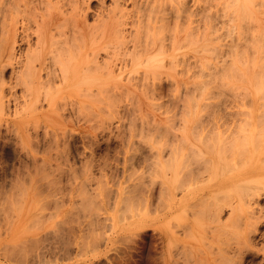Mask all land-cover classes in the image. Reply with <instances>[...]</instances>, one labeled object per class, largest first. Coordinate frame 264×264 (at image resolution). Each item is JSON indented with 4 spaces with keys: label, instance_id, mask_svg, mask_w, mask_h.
Returning a JSON list of instances; mask_svg holds the SVG:
<instances>
[{
    "label": "rangeland",
    "instance_id": "1",
    "mask_svg": "<svg viewBox=\"0 0 264 264\" xmlns=\"http://www.w3.org/2000/svg\"><path fill=\"white\" fill-rule=\"evenodd\" d=\"M169 1H170V3H168L167 1L164 0V3H163V1L158 2V0H157L156 4L158 5V3H160L158 5V7L159 6L161 7V5L165 7V5L166 6L168 5V8L165 7V10H168L171 7H172V9H173V7L175 9L176 7L181 5V4H177L178 0L177 1L175 0L176 3H175V1L172 0L174 3V6H172L173 5L172 1L171 0H169ZM180 1L182 3L184 0L183 1L180 0ZM184 2H183L184 7H182V8L180 7V9L182 11L180 10L181 13L179 14V16H177V14L175 13V10H172V12H171L170 11L171 9H170V10H168V12L170 11L168 14L170 17L166 14V13H168L167 11H166V13H164L165 15H163L165 18L163 20V22L166 21L168 18L166 23L164 22L165 23L164 26L162 25L163 23L160 21H158L159 23L157 22L159 24V26L156 23V25L158 26L157 29H159L162 26L163 27H162V30H159V32H157V29H155V31L153 33H156V32L157 33L155 35H153V34L152 35L155 36V37H153V39L155 38V44L157 41H158L157 44H159V41H161L160 44L162 43L161 44L162 48L160 46V49H161L160 50V49H158L159 47H157L159 45L156 44V46H155V44H154L153 52L150 54L152 57H153V55H156V54L160 55V56H158V55L154 56L150 60L151 64L148 63L150 66H153V69L151 71H149V73L147 74L148 76L149 75L152 76V78H151L152 80L149 78L145 80V78H144L145 72H144L143 64H140L134 68H132V67L131 68L130 67L120 68V65H121L120 61L114 59L117 57H121V55L124 53V51L127 52V50L131 49L135 43H137V45H136V47H137L143 41L141 44H143L142 46H145L146 42L149 43V39H147V38L152 39L151 36L145 37L144 36L145 34H144V35H142L144 37H142V38L140 37L141 39L133 38V40H132V39H130V37L128 35V37L125 38L124 42H122V43L115 41V40H112L109 42V45H110L109 50H111L110 52H112L111 53L112 54V57H111L112 62L118 61V63L115 62V65H114V69H115L116 73L113 76H108L106 78L105 84L108 87L107 90L104 89V91L102 90V92L99 91L98 94L95 91H93L94 93L91 92L94 94L93 96H90V95L87 96L89 93L84 94L85 92L79 91L80 89H78V90L74 89V91L70 90L69 92H65V94H61L58 96V99H57L58 102L56 101V103H58V108L55 106L57 109L56 108L48 109L47 105L44 104L42 108L45 111V114L40 113V111L38 110L39 112L37 111L38 113L28 120L20 121V119L22 117H25V116L30 114L29 110L26 111L25 108L23 109V107L21 106V103L14 104V103L10 102L9 107H6L7 109L4 110L5 112L0 113V123H1L0 124V264H194V263L195 264H205L206 262H207L206 264H223V263L224 264H228V263L229 264H235V263H237V264H264V242H263L264 240H261L257 236H254L250 233V236H251V237H249L250 242L248 241L249 243L247 242L245 244V246L243 245L244 244L243 242H241L243 244H241L240 242H239L240 244H237V243L233 244L234 242H236V240H237L236 238L239 237V236H237L238 232L241 231L240 233H242L244 230L243 225L239 226L241 224L239 222L240 220L238 222H236V224L240 223L238 226L235 224L236 227L234 226V220L231 221V223L228 222L226 226L224 225V227H223V225L222 226L219 225L220 231L222 230V232H220L218 229L219 227L215 226L214 222H211L209 219H207V217H209L208 214L210 213V212L208 213V210L210 211V209L212 208L211 206H213L211 204H213L214 202L218 203L219 202L218 198L221 196H224L226 194V192L224 191L225 194H221L222 192L220 191L221 192V193L219 192L220 194H218V195L216 194V197H217L216 199L214 198L215 193L212 195L206 196V197L204 195L205 199L207 198V200L204 199L203 194H202V191H204V189H207L208 187L215 186L225 176V175H222L221 171H224L226 169L225 166L227 167V164L226 165L224 164V162H226L224 160L225 159L224 156H226L225 155L226 153L229 154L228 152L224 153L222 151L223 156L221 154L220 157H217L215 159V161L212 162V164H213L212 167L210 165L211 164L210 159L214 155L213 152L215 151V150L212 151L211 149L214 146L216 149H217V147H220V145H219L220 142L218 140H219V138L222 139V137H223L222 135L220 137V134H218V133H222V131L219 132V130L223 129L224 127L220 126V128L219 127L217 128L216 126H217L218 122L222 121V122H224L223 124H226V126L228 125L227 127L225 125L224 126L229 131V129H232L230 125H232L233 129L235 127L234 126L235 124L234 125L232 124L233 119H235L232 111H234L235 109H243L245 107L247 109L251 108V110H252L253 104H254V109H253L254 114L253 115H254L255 119L257 118L256 115L257 114L259 115V113H261L259 111H263V109H264L263 106H259V105H262V103H263L262 101H264V98H263V100H261V102H262L261 103L260 99H259L260 95L257 98L255 96L250 95V98H249V95L246 94L248 97L244 96V98L245 99H247V98L251 99L250 100L251 102L248 99L246 102V100H244V98H242V97L239 98L240 94L242 96V94L245 92L240 90V89L238 90V88L233 85L234 88L235 87L237 88L236 92H235L233 87L231 89L234 90L236 95H237V93L240 92V94L237 95V98H239V99H237V98L235 99V102H236V104H235L233 97L235 98L236 96L232 95V94H234V92L232 90H230V87L232 85L230 87L228 85H230L231 83H234L236 85L237 83H236L235 79L234 80L232 79V77L230 76L231 74H228L229 75V80H228V76H227V74H225V72L226 73L229 72L228 71L229 67H227V68L225 67L228 70L223 71L224 67L221 66V65H223L221 59L223 60L226 56L227 57L225 58V60L227 59L226 61H228L230 59V62L229 61L228 62L231 63L232 55H233V47L237 43L234 41H238V39H237L238 35H236L235 33L241 27V30H240L241 32H239L237 34L241 33L243 35L244 34L247 35V31L245 29V27L247 25L245 24L246 22H243V24H245L246 26L244 25V26L238 27L239 25H243V24L239 23L240 20L237 21V19H235V17H234L235 21L233 20L234 15L232 16V13L229 12V11H231L230 7H229V9L226 7V9L222 10V12H221L220 8H222V4L224 3V1H222V0H207V1L206 0H203V1L202 0H192V1L191 0H185ZM191 2H193V4ZM196 2H199L200 5L202 6V9L198 12H196V10H194V3H196ZM205 2L207 5L205 4ZM207 2H211L213 5L215 4V6L213 7V5L211 3H207ZM221 2H223V3H221ZM228 2H229V0H228ZM208 4L211 7H209ZM229 4H231V1ZM96 5H97V3L95 1L91 2V7L93 6L92 9L96 8L97 7ZM187 5H188V7L190 6L191 11L194 10V11H192V13L195 14V12H196L195 16H194V14H192L190 12L189 13L185 12L186 9H187V11H189L188 10L189 8L188 7L186 8ZM225 6H226V1H225ZM225 6H223V8H225ZM183 9H185V10L183 11ZM212 9L213 10L215 9V11H213ZM217 9L219 10V12H217L218 11ZM226 10L227 11L229 10V11L227 12ZM223 11L227 12L226 16H225V13ZM173 13L176 14V16L173 17V19H172L171 16L172 15L174 16ZM197 13H199V14H197ZM211 13H212V15H211ZM220 13H222V16H220L221 15ZM229 15L232 17H230ZM213 16H215V17H213ZM228 16H229V18H227ZM203 17H206L205 19L207 21L205 19H203ZM211 17H212V19H211ZM230 18H232L231 22L226 23V21H228V19L230 21ZM195 19H197L199 22ZM203 20H205V21H203ZM220 20H223L224 22L223 21L220 22ZM178 22H180L181 26L183 24V26H182L183 28L178 24ZM222 22L225 24H229V25L232 24V25H230V27L234 26L233 23L234 24L236 23L235 24L236 26L232 27V28L236 29V30L234 29V32L236 31L234 33L236 35V37L234 36V34L233 35L229 34L230 32L227 34V32H226L228 29V28L226 29L227 25H225V24L222 25L221 24ZM160 23H162L161 26H160ZM211 23H212V25L209 26ZM166 24H167V26H166ZM205 24H206V26L205 27L203 26L204 27L203 28L202 25H205ZM219 26H221V28H219ZM224 26H225V28H222ZM166 27H167V29H166ZM210 27L212 30H209ZM216 27H218V28H216ZM230 27H229V30H232V29H230ZM179 28L180 29L182 28V29L180 30ZM189 28H190V30H189ZM242 28H244L246 32H242L243 31ZM247 28H248V26H247ZM219 29L221 32L220 31H219L220 33L216 32ZM188 30L190 31L189 33H188ZM211 32L213 34H211ZM249 32L250 31L248 30V33ZM163 33H165V34H163ZM161 34H162V37H161ZM187 34H189V35L186 36ZM210 34H211L210 39H214V41L208 39L210 37ZM195 35L198 38V40L200 39L197 42H195V40L197 39L195 37ZM166 36L169 38H167ZM248 36H249V34H248ZM160 37H161V39H159ZM163 37L164 38L166 37L165 40ZM234 37H235V39H234ZM185 38H186V40H183ZM187 38H189V40ZM143 39L144 40L146 39V40L144 41ZM166 39H168V40L166 41ZM172 39H174V40H172ZM223 39L225 40V42L229 41V43H225ZM134 40H136V41H134ZM138 40H142V41H138ZM175 40H176V42H175ZM132 41H134V42H132ZM172 41H174V42L172 43ZM188 41H190V42H188ZM217 41L219 44H217ZM184 43H187L189 45L185 44L186 45V47H185ZM209 43H210V46L211 45L214 46V50H215L214 52H212L213 48L211 49V47L209 46ZM233 43H235V44H233ZM163 44H164V46H163ZM203 44H204V47L207 46V48L206 47L203 48L202 47ZM205 44H207V45H205ZM175 45H177V46L179 45V46L177 47ZM220 45L221 46L223 45L222 46L223 49ZM25 47H26V44L24 43L22 45V48L24 49ZM167 47L169 48V50ZM137 48L139 49V46ZM201 48L203 49L202 51H200ZM227 48L228 49L230 48V50H228ZM242 48H244V46ZM162 49H163V51H162ZM171 49H172V51H171ZM194 49L196 51L198 49V51L195 53ZM207 50H209V51L207 52ZM228 51H230V53ZM201 52H204V53H201ZM209 52L210 53L212 52V54H209ZM183 54L185 55L184 57H183ZM201 55H202V58H201ZM210 55H212V56H210ZM126 56H128V55H126ZM203 57L205 58V60ZM164 60H165V62H164ZM169 60H170L171 65L168 63ZM175 60H176V62H175ZM198 60L199 61L202 60V61L199 62ZM215 60H216V62H215ZM225 60H223V63ZM188 61H189V63H188ZM219 61H221V62H219ZM161 62H163L162 63L163 66L161 64H159ZM228 62H227V65L229 64ZM210 63H212V64H210ZM188 64H191V65H188ZM160 65L164 68H159ZM194 65H196V66H194ZM227 65L225 64L224 66H227ZM229 65H231V64H229ZM232 66H233V64L231 65V68H232ZM170 67H172V68H170ZM173 67H175V69H173ZM197 68H199V69H197ZM117 69L119 70V72ZM171 69H173L176 72H173V70L171 71ZM206 69H208V70H206ZM221 69H223V70H221ZM230 70L232 71V69H230ZM142 73H143V75H142ZM152 73H153V75H152ZM165 73L168 75H166ZM223 73H224V75H226L225 76L226 80L225 79L223 80L224 83H225V81L227 82V80L229 81L227 83L228 85L226 84L228 87L226 85L223 86V84H221V83H223L222 79H221V81H219L218 79H220V78H217V77H223L224 78ZM231 73L233 76L234 72H231ZM201 74H202V76H201ZM210 74H212L213 78H212V76H210ZM215 74L216 75L218 74V76H216ZM155 75H156V78H158V79L155 78ZM176 75H178V76H176ZM205 77H207V78H205ZM235 78H236V76H235ZM230 79L233 81H231ZM3 80H5V81L7 80L6 84H8L9 75H8L7 71L3 75ZM147 80H148V83L150 85L149 88H147L146 90L143 88L141 89L140 87H142V85H140V84H142V83L144 84L145 82L147 83ZM154 80H155V82H154ZM162 80H163V82H162ZM197 80H199V81H197ZM201 81H202V83H199ZM132 82L138 83V84L136 83L139 86V88L137 87V90L132 85H129V84H132ZM140 82H142V83H140ZM205 82H207V86L205 85L206 84ZM181 83H182V85H181ZM216 85L217 86L219 85V86L217 87ZM214 86H216V87H214ZM209 87L210 88L214 87L213 88L214 90L213 89H212L213 91L210 90ZM6 88L7 87H5L4 92L7 93V94L5 93L6 95H8L9 89L8 88L6 89ZM122 88L125 89V91H123ZM196 89H198L197 90L198 93L195 91ZM201 89L203 90V92L201 91ZM12 91H15L17 94H19L20 90L18 91V87H16V89H13ZM108 91H111V92H108ZM136 91H137V93H136ZM187 91L190 93H188ZM223 91H225V92H223ZM217 92H219V93L217 94ZM221 92H223L224 94L223 93L221 94ZM111 93L113 96L111 95ZM115 93H116V98L114 96ZM133 93H135V94H133ZM209 93H211V96ZM208 94L210 97L208 96ZM66 95H68V96H66ZM175 95H178L180 98L176 97ZM181 95H183V96H181ZM218 95L220 98L217 97ZM61 96H63V99H64L63 101L61 99L62 98ZM198 96H200L199 99L196 98ZM181 98H182V100H180ZM59 99L61 101H59ZM101 99H103V100H101ZM170 99H171V101H170ZM176 99L178 102L176 101ZM189 99L193 100L194 102L192 103V101H190ZM252 99H255L253 101V104H252ZM223 100H225V101H223ZM81 101L85 104H83ZM206 101H208V102H206ZM217 101H219V103ZM242 101L250 107H246L245 104L242 106V104H241V103H243ZM149 102L151 103L150 105H149ZM165 102L167 103L168 108L165 106L166 105ZM223 102H224V104H223ZM237 102H239L238 104L239 105L241 104V105L238 106ZM256 102H257L258 106L256 105ZM62 103H65V105ZM86 103H87V105H86ZM93 103H95V104H93ZM152 103H154V104H152ZM207 104H210V105H207ZM219 104H220V106H219ZM233 104H235V105L233 106ZM15 105H17V106H15ZM81 105H82V107L84 106L83 107L84 109L82 107H80ZM53 106L54 105H52L51 107H53ZM85 106L87 109H85ZM149 106L150 107L152 106V107L150 108ZM232 106H233V108H232ZM235 106H238V108ZM192 107H193V109H192ZM239 107H241V108H239ZM255 107H258V108H255ZM14 109H15V111H14ZM164 109H166V110H164ZM216 109L219 110L220 112H218ZM16 110H18V112H16ZM49 110H50V112L48 113L47 111H49ZM162 110H164L165 112L164 111L162 112ZM51 111H55L58 113L53 114V112H51ZM143 111L145 114L143 113ZM153 111H154V113H153ZM77 112H78V114L75 115ZM80 112H82V113H80ZM215 112H217V113H215ZM198 113H200V114H198ZM40 114L42 116H45V118L43 117L44 118L43 119ZM89 114L91 115L90 117H89ZM262 114H264V112ZM78 115H80V116H78ZM109 115H111V116L107 121V118ZM166 115L167 116L169 115V118ZM223 115H224V117H223ZM46 116H49V117L52 116L53 118L47 119ZM133 116H137V118H134ZM219 116L221 117L222 120L221 119L217 120V118H220ZM129 117H131V119ZM149 117L151 118V120ZM15 118H19V121L13 120ZM81 118H82V120H81ZM89 118H90V120H89ZM166 118H167V120L165 121ZM63 119H64V121H63ZM99 119L102 120V122H103V125L101 124L102 126H104L103 128L99 124V121H100ZM185 119H186L187 123L194 124V125L198 126V129L200 128L201 125L203 127L205 126L203 131L201 128L199 129L202 131V132L199 131L200 133L198 132V138L199 139H197V135H196L198 129H197V131H194V132H196V134L194 133L195 134L194 136H196V137H194L193 135L191 137V135H189V141H191V142L188 143V152H190L189 149L190 150L193 149V151H192L193 154H192V152L188 153L187 151H185V152H187L186 153L187 155L185 154L186 158H187V160H185V162H187V163H185L183 161V159L181 158L182 159L181 160L182 166L185 165L186 168L188 167L190 172H191V169L192 170L194 169V171L199 172L200 175L197 172H195L196 174H198V176L196 175L197 176V178H196L195 173H194V176L193 175L190 176V173L188 172V174L185 177V179L187 181L185 183H186V185L188 183V185L187 186H184V184L182 185V187L184 186V188H185L184 193H185L186 198L183 199L184 201H182L183 203L181 204V207L178 206V208L180 207L179 209L173 210V208L171 209V207H172L171 204H173L172 203L173 200H172L171 192H170V188H169L170 184H168L170 182V181H168V179L170 180V170H171L170 165H172L171 156H170V141L171 140L169 139V135H170L169 130H172V129L177 128L178 126L182 125L183 121ZM71 120L73 121V124H72ZM128 120H129V122H128ZM212 120H213L214 124L216 123V125H214L216 128L214 126H212L213 124L211 125V127H209ZM261 120L263 121V118ZM48 121H51V122L48 123ZM91 121L93 122V124ZM132 121H134L133 124H132ZM150 121H151V125H150ZM152 121H153V126H152ZM181 121H182V124H181ZM200 121H202V122H200ZM89 122L91 124H89ZM198 122H200V124ZM126 123L128 124V127L126 126L127 125ZM156 123H159V124L156 125ZM60 124L63 125V127ZM147 124H149L150 127ZM121 125H123V126H121ZM109 126H110V128H109ZM157 126H159V127H157ZM169 127H170V129H169ZM171 127H174V128L171 129ZM228 127H229V129H228ZM146 128H147V130H146ZM208 128H209V130L211 129V131L213 130V132H211V131H209L208 133L205 132V130L207 131ZM251 128H252V126H251ZM257 128L258 129L262 128L264 130V124L261 122L258 123L256 126H254L253 131H255ZM140 130H142V133L140 132ZM227 130H226L225 134L229 133ZM126 131H128V132H126ZM166 131H168V132H166ZM260 131H258V133H255L256 132L255 131L253 133V136H254V140L256 142L259 141L260 143H262L261 141L263 140V137L261 138L260 135L258 136V134H260L259 133ZM262 131H261V135L263 136L264 131L263 132ZM216 132L218 135L216 134ZM157 133L158 134L161 133L162 136L164 135L165 137H167V136L168 137L164 138V136H163V138H162L161 135L160 134L158 135ZM204 133L207 135H205L203 137ZM148 134H149V136H148ZM256 134L258 136L257 140L255 138ZM25 135H26V137H25ZM144 135H145V137H143ZM157 136L158 137L160 136L159 138H157L158 140L156 139ZM214 136L216 138L212 139V138H214ZM141 137H143V139H141ZM207 137H210V138H207ZM229 137H231V136H229ZM26 138L29 140L27 141ZM144 138H145V140H144ZM200 138H202V139L200 140ZM164 139H167V140L169 139L170 141L167 142V140L165 141ZM206 139L207 140L210 139L208 141L210 143L206 142L207 141ZM216 139H217V145L215 142ZM163 140H164V142H163ZM211 140L212 141L215 140V141H213L214 144ZM141 141H142V143H140ZM255 141L253 142V144L251 146L256 145ZM156 142L158 143V146L155 145ZM190 143H192V144H190ZM64 145H68V147L64 146ZM133 145H136V146H133ZM144 145H146V146H144ZM211 145H213V147H210ZM194 146L200 147V149L195 148ZM226 146H228V144L227 145L224 144V147H226ZM31 148L33 150H31ZM148 148H150V149H148ZM194 148L197 149L198 152H196L197 150H195ZM135 149H137V150H135ZM161 150H163V151H161ZM26 152H28V153H26ZM156 152L159 153L158 154L159 156H157ZM145 153H147V154H145ZM153 153L156 155H154ZM199 153H201V154H199ZM190 154H192L193 156ZM218 154H219V152H218ZM161 155L163 157L166 155V157L163 158ZM153 156H155V157H153ZM183 157H185V156H183ZM199 157H202V158L204 157V159H206V158L209 159V161L205 160V162H207V164H209L208 165L209 168L207 171H205L206 170L205 168H207L208 166L206 167V165H203L206 163L204 162V160L202 158H199ZM227 157H228V155H227ZM32 158H34V159H32ZM162 158L165 160H168V161L165 162V160H163ZM192 158H193V160L196 159V161H194V163L197 162L194 164V166H193ZM24 160H25V162H24ZM149 160H151L152 162ZM189 160H191V162ZM146 161H148V162H146ZM198 161L202 162V164L198 165L199 167L195 166L196 164L199 163ZM221 161H224V162L221 163ZM58 162H60V163H58ZM190 163H191L192 167H191ZM23 164H24V166H23ZM58 164L60 165V167H58ZM144 164H145V166H144ZM26 166H28V167L25 168ZM155 166H156V169H155ZM203 166H205V167H203ZM36 167L38 170L37 169L35 170ZM128 168H130V171L128 170ZM196 168H202V170H204L201 172L202 175L200 173L201 170L198 169V170H200V171H198V170H196ZM221 168H223V169L221 170ZM149 169H150V172L147 171ZM154 169L156 170V173L160 170V173H157L158 174L157 175L155 173ZM157 169H158V171H157ZM165 169H166V171H165ZM152 170H154V172ZM141 171H143V172H141ZM146 171H147V173L153 172V176H152V174L146 175ZM130 173H132V174L130 175ZM19 174H20V176H19ZM125 176H126V179H125ZM143 176H147V178L143 177ZM139 177H141V178L139 179ZM198 177H199V179H198ZM256 177H257V179H256ZM97 178H99V179H97ZM150 178L152 179V181L150 180ZM201 178H204V179H202V181H201ZM153 179H154V181H153ZM81 180H84V182H82ZM147 180L149 182H147ZM253 180H257L258 184H260L261 186L262 185L264 186V182H263L264 181V171H262V173L259 172L255 175H253L251 181H253ZM259 180H262V181H260L262 184L258 182ZM102 181H103V183H102ZM137 181H140L141 183L137 182ZM150 181L152 182V184ZM136 182L139 183L140 185L137 184ZM159 182H161V186L166 187L168 189L167 191L164 192L165 194H162V193L166 189H163V191L160 190L162 188L160 187ZM97 183H98V185H97ZM144 183L147 184V186L144 185ZM252 183H255V181H253ZM82 184H84V185H82ZM83 186L85 187L84 190H86V191H81V189L83 190ZM106 186H108L109 188ZM17 187H18V189H17ZM60 187H61L62 191H61V189L59 190ZM140 187H142V188H140ZM146 187H148V188L145 189ZM104 188H105V190H104ZM129 188H131V189H129ZM134 188L136 189V191ZM53 189H55V190H53ZM114 189H115V191H114ZM56 190H58V191H56ZM123 190H124V192H123ZM228 190L231 191V189H228ZM80 192H82L83 195L85 194L83 196L84 200L81 197L82 194ZM104 192H105V194H104ZM139 192H140V194H139ZM142 192L145 194H143ZM50 193H52V194H50ZM107 193H108V195H107ZM157 193H159L160 195L159 194L157 195ZM59 194L61 196L64 195V197H61ZM134 194H137V195H134ZM181 194L183 195V193L179 192L178 195L180 196ZM49 195L51 196V198H49L50 197ZM52 195H54V196H52ZM97 195L99 196V198ZM127 195L130 198H127L128 197ZM201 195H202V197H201ZM104 196L110 197V198H108L109 200L107 201V199H106L107 197H104ZM125 196H127V197H125ZM131 196H135V197L132 198ZM157 196L159 198H157ZM160 196L163 197L161 199H162V202H164L165 204L160 202V201H157L158 199H160ZM94 197H95V199H93ZM142 197H143V199H142ZM59 198H60V201H62L61 198H63V201L61 203L63 206H61V204H59L60 203ZM131 198H132V200H131ZM210 198H212V199H210ZM46 199L51 200V201L50 202L48 200L46 201ZM203 199L205 200L204 201L205 203L203 202ZM86 200H87V203H86ZM134 200H135V202H134ZM258 201L260 202V204L264 205V197L263 198L260 197V199H258ZM53 202L57 203L58 207L60 206L59 208H57L59 210L56 209L57 206H56V204H53ZM158 202H159V204H158ZM46 203L48 204V206ZM132 203L136 207H134ZM154 203H156V204H154ZM100 204H101V206H100ZM206 204H209V205H206ZM140 205H141V207H139ZM41 206H42V208H41ZM126 206L129 209H127ZM152 206H154V207H152ZM199 206H204V208L201 207L202 210L200 212L198 211V209L200 210V208H198ZM208 206H210V207H209V209L206 210V208H208ZM73 207L76 210H72ZM142 207H143V209H142ZM158 207H159V209H158ZM187 207H188V210H187ZM237 207L238 206H236L235 208H237ZM100 208H102V209H100ZM111 208H112V210H111ZM125 208H126V210H125ZM133 208H134V210L136 209L135 212H134ZM145 208H147V210H145ZM70 209L72 211H70ZM149 209H150V211H149ZM152 209H154V210H152ZM228 209L229 208H226L223 211V214H222L223 216L227 215V212H229ZM203 210L207 211L205 213V215L200 214L201 212L202 213L205 212V211L203 212ZM143 211H144V213H143ZM235 211H236V209H235ZM65 212H67V213H65ZM69 212H71V214H68ZM72 212H74V213H72ZM76 212H77V214H76ZM145 212H147V213H145ZM237 212H235V213L239 214V207L237 208ZM97 214H99V216ZM197 214H199V215H197ZM242 214L243 213H241L240 215H242ZM79 215L81 217L80 218L81 220L79 219ZM126 215H128L129 217ZM82 216H83V219H82ZM62 217H63V219H62ZM178 217H180L181 219H178ZM195 218L197 219V221ZM56 219L57 220L59 219L58 221L60 222L61 228H59V223L55 222V221H57ZM66 219H68V220H66ZM77 219H79V220L77 221ZM103 219H105V220H103ZM63 220H65V221H63ZM208 220H209V222H208ZM244 220L245 219L243 216V221L241 218L242 224L244 223ZM71 221H73V222H71ZM97 221H99V222H97ZM53 222H55V225L56 224L57 225L55 226ZM62 222H65V223H62ZM198 222H199V224H198ZM173 223L174 224L178 223L177 227H175V225ZM200 223H203V224L200 225ZM63 224H65V225H63ZM208 224H210V225L213 224L214 227L212 225L210 226ZM228 224H229V227H228ZM98 226H100V227H98ZM182 226H184V227H182ZM56 227L58 229L55 230ZM62 227H63V229H62ZM181 227L183 228L184 231L186 230L185 231L186 233L184 232L185 234L183 233V230ZM221 227H222V229H221ZM238 227H240V228L243 227V228L241 230L239 228V230H238ZM210 228H213V229H210ZM262 228H264V225L260 226V229H262ZM187 229H189V231H190L189 234H188ZM208 229L211 230L210 233H209ZM61 230L63 231V234H62ZM201 230H203V231H201ZM215 230H217V231H215ZM233 231H234V233H233ZM236 231H238V232H236ZM246 231H247V229H246ZM217 232L219 233V237L221 236L220 238L217 236L218 235ZM187 234L189 235L188 237H187ZM233 234L236 235V237ZM210 235H211L212 239L210 238ZM53 236H54V238L52 239ZM126 236H128V237H126ZM56 237H57V239H56ZM215 237L217 238L219 243L216 241ZM232 237H235V238H232ZM29 238H30V240H28ZM67 239H68V241H67ZM193 239L195 242L193 241ZM222 239H224L225 241H223ZM234 239H235V241H233ZM238 240H239V238H238ZM202 241L204 243H202ZM214 241L217 243H215ZM221 241H223V242H221ZM226 242H228L227 245L225 244ZM60 243H62L61 244L62 246L60 245ZM28 244H30V246L32 245V249H30L31 247H29ZM67 244H68V246H67ZM262 244H263V246H262ZM237 245H238V247H236ZM13 246H15V247H13ZM39 247H40V249H39ZM218 247L220 248V250L218 249ZM22 248H24V249L20 250ZM63 248H64V250H62ZM235 248H236V250H235ZM57 249H58V251H57ZM65 249H67V250H65ZM238 249H241V250H238ZM195 252H196V255H195ZM224 253L225 254L227 253L228 255L227 254L225 255ZM197 254H198V256H197ZM28 255H29V257H28ZM232 257H234L237 261L236 260L234 261V258H232ZM160 258H161V260H159ZM189 258H191L192 260ZM225 258H227V259H225ZM176 259H178V260H176ZM228 259H230L231 261ZM225 260H228V261H225ZM198 261H200V262H198Z\"/></svg>",
    "mask_w": 264,
    "mask_h": 264
},
{
    "label": "bare ground",
    "instance_id": "2",
    "mask_svg": "<svg viewBox=\"0 0 264 264\" xmlns=\"http://www.w3.org/2000/svg\"><path fill=\"white\" fill-rule=\"evenodd\" d=\"M96 2L97 3V7L92 9L91 7V2ZM156 1L157 0H0V113L1 112H5L4 110L7 109L6 107H9V103H21V106L23 107V109L25 108L26 111H30V114L25 116V117H22L20 119V121H23V120H28L30 118H32L33 116H35L39 111L40 113H44L45 114V111L43 110V105H47L48 109L50 108H58V103H56L57 99H58V96L61 95V94H65V92H69L70 90H73L76 89H80L79 91H83L85 92L84 94H87L89 93L87 96H93L94 92L95 91L97 94L99 91L102 92V90L104 91L108 89L107 85L105 84V81H106V78L108 76H113L116 71L114 69V65H115V62L118 63V61H120V68H124V67H137L138 65L140 64H143L144 66V72H145V80L146 79H151L152 76L151 75H147L149 73V71H151L153 69V66H150L148 63L151 64L150 60L151 58H153L154 56H160L159 54H156V55H153V57L150 55L152 52H153V48H154V44H155V38L153 39V35H155L157 32H159V30H162V27L164 26V24L166 23V21L163 22V20L165 19L163 15H165L164 13H166V11L168 12V10H170L172 12V10H175V13L177 14V16H179V14L181 13V9L180 7H184V4L183 1L181 3L180 0H176L177 1V4H181L179 5L178 7H176L174 9H172V7L168 10H165V7L168 8V5L165 7L161 5V7L158 5L160 3V1H163L164 3V0H158V5L156 4ZM167 1L168 3H170L169 0H165ZM172 1V0H171ZM175 1V0H173ZM172 1V6H174V3ZM175 1V3H176ZM180 1V2H179ZM192 1V0H191ZM203 1V0H202ZM207 1V0H206ZM224 1L221 2L223 3L222 4V8L221 9V12L222 10H225L226 7L229 9H231V11H229L230 13H232V16H233V20L235 21V19L240 20L239 23H242L243 22H246L245 24L248 26L243 24V25H239L238 27L240 26H246L245 29L247 31V35L246 34H237L239 32H241V27L238 29V31L235 33L234 32V29L235 28H232V27H235L236 23L234 24L233 22V25L234 26H231L232 24H225L223 23L224 21L223 20H220L223 21L221 24H225L227 25L226 26V29H227V34H231L233 35L234 33L236 35H238L237 39L238 41H234V42H237L236 45L233 47V55H232V60H231V63L230 62V59L228 61L225 60V57L223 60L224 63H223V60L221 59L222 61V64L221 65L222 67H224L223 71L225 70H228L229 72L225 74H227L228 76V80H229V75L228 74H231L230 76L232 77V79L236 81V85L234 83H229L230 85H228L227 83L229 82L227 80V82L225 81L224 83V79H225V76L224 73H223V77H217V78H220L218 79L219 81H221L222 79V82L221 84H223V86H225L226 84L230 87V90H232L234 92H236L237 88L238 90H242L244 91L245 93H243L242 91V96L240 94L239 98H244L245 97H248L247 95H249V98H250V95L251 96H255L256 98L259 96V99H260V102L261 100H263L264 98V0H222ZM225 1H226V6H225ZM231 1V4H229ZM179 2V3H178ZM194 2V1H193ZM193 2H191L193 4ZM167 3V4H168ZM185 3V2H184ZM207 3H211V2H207ZM217 3V2H216ZM166 4V3H165ZM183 4V5H182ZM206 4V2H205ZM212 4V3H211ZM228 4V5H227ZM186 5V4H185ZM207 5V4H206ZM209 5V4H208ZM213 5V4H212ZM231 5V6H230ZM215 6V4L213 5V7ZM220 6V5H219ZM223 6H225V8H223ZM158 7V8H157ZM188 7V5L186 6V8ZM209 7H211L209 5ZM189 11H186L185 12H190L192 13V11L196 10V12L200 11L202 9V6L200 5L199 2H196L194 3V10L191 11L190 9V6L188 7ZM209 9V8H208ZM181 10V11H180ZM185 9H183L184 11ZM213 10V9H212ZM218 10V9H217ZM216 10V11H217ZM169 11V12H170ZM215 11V9L213 10ZM227 11V10H226ZM226 11H223L225 13V16L227 15ZM166 13L167 15L169 14ZM184 12V13H185ZM196 12L194 14V16L196 15ZM219 12V10L217 11ZM216 12V13H217ZM214 13V12H213ZM174 14V13H173ZM176 14H174V16L172 15V19L173 17L176 16ZM199 14V13H197ZM222 16V13H220ZM212 15V13H211ZM169 16V15H168ZM216 16V15H215ZM213 16V17H215ZM230 16V15H229ZM229 16L227 18H229ZM230 16V17H232ZM166 17V16H165ZM170 17V16H169ZM217 17V16H216ZM235 17V19H234ZM179 18V17H178ZM177 18V19H178ZM181 18V17H180ZM199 18V17H198ZM206 17H203V19H205ZM209 18V17H208ZM221 18V17H220ZM171 19V20H172ZM182 19V18H181ZM212 19V17H211ZM224 19V18H223ZM170 20V21H171ZM180 20V19H179ZM197 20V19H195ZM206 20V19H205ZM203 20V21H205ZM232 20V18H230V21L228 19V21H226V23H230ZM162 22L160 23V26L161 24L163 25L162 27H160L159 29L158 26H159V22ZM176 21V20H175ZM198 21V20H197ZM207 21V20H206ZM158 22V23H157ZM181 22V21H180ZM180 22H178V24L181 26ZM199 22V21H198ZM217 22V21H216ZM157 23V25H156ZM175 24V23H174ZM203 24V23H202ZM252 24V25H251ZM212 23L209 25L211 26ZM214 25V24H213ZM217 25V24H216ZM167 26V24H166ZM179 26V27H180ZM183 26V24H182ZM181 26V27H182ZM185 26V25H184ZM205 27V25H202V27ZM208 26V25H207ZM230 29L232 30H229V27ZM178 27V26H177ZM203 27V28H204ZM165 28V27H164ZM163 28V29H164ZM183 28V27H182ZM181 28V29H182ZM213 28V27H212ZM218 28V27H216ZM219 28H221V26H219ZM222 28H225L222 27ZM155 29H157V32L156 33H153L155 31ZM167 29V27H166ZM170 29V28H169ZM180 29V28H179ZM180 29V30H181ZM187 29V28H186ZM244 28H242V32H246ZM165 30V29H164ZM190 30V28H189ZM188 30V33L190 32ZM204 30V29H203ZM209 30H212L211 27L209 28ZM229 30V31H228ZM236 30V29H235ZM248 30L250 31L248 33ZM214 31V30H213ZM219 30H217L216 32L220 33ZM232 31V32H231ZM169 32V31H168ZM167 32V33H168ZM171 33V32H170ZM145 34V35H144ZM153 34V35H152ZM165 34V33H163ZM169 34V33H168ZM211 34H213L211 32ZM211 34H210V37L208 38L209 40H213L214 39H210L211 38ZM216 34V33H215ZM224 34V33H223ZM234 34V36L236 37V35ZM249 34V36H248ZM129 35L130 39L133 40V38H137V39H141L142 37H146V36H151L152 39L150 38H147L149 39V43L146 42V45L145 46H142L143 44H141L143 41L142 40H138V41H142L140 43L139 46V49L136 47L137 43H135L133 45V47L129 50L124 51V53L121 55V57H117V58H114L115 60H118V61H115V62H112V52H110L111 50H109L110 48V45H109V42L112 41V40H115V41H118V42H124V39L127 38ZM144 35V36H142ZM189 34H187L186 36H188ZM217 35V34H216ZM221 35V34H220ZM219 35V36H220ZM165 36V35H164ZM185 36V37H186ZM213 36V35H212ZM218 36V35H217ZM226 36V35H225ZM139 37V38H138ZM141 37V38H140ZM161 37H162V34H161ZM161 37L159 39H161ZM167 37V36H166ZM165 37V38H166ZM193 37V36H192ZM196 37V35H195ZM234 37V39H235ZM164 38V37H163ZM164 38V40H165ZM169 38V37H167ZM175 38V37H174ZM182 38V37H181ZM197 38V37H196ZM200 38V37H199ZM189 40V38H187ZM236 39V40H237ZM144 40V39H143ZM146 40V39H145ZM144 40V41H145ZM151 40V41H150ZM163 40V41H164ZM168 39H166L167 41ZM174 40V39H172ZM183 40H186L183 39ZM182 40V41H183ZM200 40V39H199ZM198 38L195 40V42L199 41ZM216 40V39H215ZM224 40V39H223ZM136 41V40H134ZM132 41V42H134ZM137 41V42H138ZM148 41V40H147ZM171 41V40H170ZM179 41V40H178ZM177 41V42H178ZM194 41V40H193ZM212 41V42H213ZM221 41V40H220ZM231 41V40H230ZM161 41H159V44L158 41L156 42L157 47H159L158 49H160V46L162 48V43L160 44ZM174 41H172L173 43ZM176 42V40H175ZM186 42V41H185ZM190 42V41H188ZM225 42V40H224ZM223 42V43H224ZM239 42V43H238ZM26 44V47L23 49L22 48V45L23 44ZM222 43V44H223ZM225 43H229L228 42H225ZM231 43V42H230ZM155 44V46H156ZM189 45L187 43H184V45ZM217 44L218 41H217ZM221 44V43H220ZM235 44V43H233ZM172 45V44H171ZM180 45V44H179ZM178 45V46H179ZM185 45V47H186ZM207 45V44H205ZM226 45V44H225ZM224 45V46H225ZM229 45V44H228ZM164 46V44H163ZM177 46V45H175ZM177 46V47H178ZM200 46V45H199ZM209 46H210V43H209ZM221 46V45H220ZM223 46V45H222ZM221 46V47H222ZM241 46V47H240ZM244 46V48H242ZM141 47V48H140ZM171 47V46H170ZM176 47V48H177ZM203 48H207V46L204 47V44L202 46ZM211 49L213 48V51L214 52V46H210ZM168 48V47H167ZM174 48V47H173ZM197 48V47H196ZM199 48V47H198ZM218 48V47H217ZM243 50H242V49ZM164 49V48H163ZM162 49V51H163ZM179 49V48H178ZM200 49V48H199ZM216 49V48H215ZM223 49V47H222ZM228 49V48H227ZM161 50V49H160ZM169 50V48H168ZM193 50V49H192ZM203 49L201 48L200 51H202ZM217 50V49H216ZM230 50V48L228 49ZM159 51V50H158ZM157 51V52H158ZM165 51V50H164ZM172 51V49H171ZM195 53L197 51L194 49ZM209 50H207L208 52ZM218 51V50H217ZM212 52L209 54H212ZM230 53V51H228ZM201 53H204V52H201ZM218 53V52H217ZM164 54V53H163ZM168 54V53H167ZM172 54V53H171ZM128 55V56H126ZM179 55V54H178ZM206 55V54H205ZM125 56V57H124ZM168 56V55H167ZM185 55L183 54V57ZM208 56V55H207ZM212 56V55H210ZM209 56V57H210ZM170 57V56H169ZM190 57V56H189ZM192 57V56H191ZM198 57V56H197ZM124 58V59H123ZM201 58H202V55H201ZM204 58V57H203ZM156 59V58H155ZM188 59V58H187ZM192 59V58H191ZM210 59V58H209ZM179 60V59H178ZM205 60V58H204ZM203 60V61H204ZM218 60V59H217ZM155 61V60H154ZM161 61V60H160ZM187 61V60H186ZM199 61V60H198ZM202 61V60H201ZM199 61V62H201ZM219 61V62H221ZM165 62V60H164ZM176 62V60H175ZM196 62V61H195ZM209 62V61H208ZM216 62V60H215ZM218 62V61H217ZM227 62L229 64H233L232 68H231V65H227ZM155 63V62H154ZM163 62L159 63L163 66L162 64ZM167 63V62H166ZM170 65V60L168 62ZM187 63V62H186ZM189 63V61H188ZM198 63V62H197ZM156 64V63H155ZM158 64V63H157ZM168 64V65H169ZM175 64V63H174ZM209 64V63H208ZM212 64V63H210ZM227 65V66H224V65ZM160 65L159 68H164ZM177 65V64H176ZM188 65H191V64H188ZM219 65V66H220ZM175 66V65H174ZM196 66V65H194ZM206 66V65H205ZM213 66V65H212ZM217 66V65H216ZM215 66V67H216ZM184 67V66H183ZM200 67V66H199ZM207 67V66H206ZM227 67H229L228 69H226ZM172 68V67H170ZM169 68V69H170ZM185 68V67H184ZM173 69H175V67H173ZM171 69V71L173 70ZM199 69V68H197ZM232 69V71L230 70ZM118 70V69H117ZM155 70V69H154ZM185 70V69H184ZM208 70V69H206ZM220 70V71H221ZM234 70V71H233ZM8 73L9 75V80H8V84H6V81L3 80V75L6 73ZM210 71V70H209ZM219 71V70H218ZM234 72L233 76H232V73L231 72ZM119 72V70H118ZM142 72V71H141ZM173 72H176L173 70ZM179 73V72H178ZM195 73V72H194ZM205 73V72H204ZM203 73V74H204ZM210 73V72H209ZM213 73V72H212ZM134 74V73H133ZM139 74V73H138ZM166 74V73H165ZM128 75V74H127ZM136 75V74H135ZM143 75V73H142ZM153 75V73H152ZM157 75V74H156ZM156 75H155V78H156ZM159 75V74H158ZM168 75V74H166ZM179 75V74H178ZM176 75V76H178ZM189 75V74H188ZM206 75V74H205ZM208 75V74H207ZM216 75V74H215ZM202 76V74H201ZM210 76H212V74H210ZM218 76V74L216 75ZM236 76V78H235ZM208 77V76H207ZM205 77V78H207ZM234 77V78H233ZM143 78V77H142ZM199 78V77H198ZM204 78V79H205ZM213 78V76H212ZM215 78V77H214ZM119 79V78H118ZM158 79V78H156ZM192 79V78H191ZM197 79V78H196ZM209 79V78H208ZM216 79V78H215ZM152 80V79H151ZM226 80V79H225ZM231 80V79H230ZM231 80V81H233ZM130 81V80H129ZM194 81V80H193ZM199 81V80H197ZM212 81V80H211ZM150 82V81H149ZM155 82V80H154ZM160 82V81H159ZM158 82V83H159ZM163 82V80H162ZM120 83V82H119ZM137 83V82H136ZM136 83H133L132 84H129V85H132L134 88H136L137 90V87L139 88V86L136 84ZM142 83V82H140ZM175 83V82H174ZM198 83V82H197ZM199 83H202L199 82ZM206 86H207V82H205ZM210 83V82H209ZM208 83V84H209ZM213 83V82H212ZM218 83V82H217ZM220 83V82H219ZM154 84V83H153ZM119 85V84H118ZM142 85V87H140L141 89H147L149 88V83H148V80H147V83L145 82L144 84H140ZM182 85V83H181ZM180 85V86H181ZM188 85V84H187ZM202 85V84H201ZM226 85V86H227ZM236 86L234 88V86ZM131 86V87H132ZM198 86V85H197ZM217 86V85H216ZM214 86V87H216ZM219 86V85H218ZM217 86V87H218ZM227 86V87H228ZM5 87H7L9 89V94L6 95L7 93L4 92L5 91ZM16 87H18V91H19V94H17L15 91H12L13 89H16ZM132 87V88H133ZM159 87V86H158ZM166 87V86H165ZM171 87V86H170ZM214 87L210 88V90H212ZM234 88L231 89V88ZM6 88V89H7ZM131 88V89H132ZM173 88V87H172ZM182 88V87H181ZM184 88V87H183ZM187 88V87H186ZM192 88V87H191ZM12 89V90H11ZM166 89V88H165ZM227 89V88H226ZM123 91H125V89L122 88ZM133 90V89H132ZM135 90V89H134ZM198 89H196L195 91L198 93L197 91ZM214 90V89H213ZM212 90V91H213ZM229 90V91H230ZM116 91V90H115ZM159 91V90H158ZM167 91V90H166ZM169 91V90H168ZM173 91V90H172ZM179 91V90H178ZM186 91V90H185ZM192 91V90H191ZM201 91L203 92V90L201 89ZM93 92V93H91ZM108 92H111V91H108ZM130 92V91H129ZM144 92V91H143ZM188 92V91H187ZM211 92V91H210ZM220 92V91H219ZM217 92V94L219 93ZM225 92V91H223ZM221 92V94L223 93ZM232 92V93H233ZM234 92V96H236L235 98L233 97L234 99V102H235V99L237 98V95L236 93ZM6 93V94H5ZM77 93V92H76ZM107 93V92H106ZM137 93V91H136ZM190 93V92H188ZM207 93V92H206ZM212 93V92H211ZM211 93L210 96H211ZM135 94V93H133ZM184 94V93H183ZM208 94V96H209ZM215 94V93H214ZM216 94V95H217ZM220 94V95H221ZM224 94V93H223ZM229 94V93H228ZM247 94V95H246ZM110 95V94H109ZM108 95V96H109ZM112 95V93H111ZM121 95V94H120ZM145 95V94H144ZM193 95V94H192ZM201 95V94H200ZM206 95V94H205ZM231 95V94H230ZM64 96V95H63ZM63 96H61L62 98V101L64 100L63 99ZM68 96V95H66ZM65 96V97H66ZM113 96V95H112ZM115 98H116V93L114 94ZM148 96V95H147ZM176 97H179L178 95H175ZM183 96V95H181ZM185 96V95H184ZM209 96V97H210ZM214 96V95H213ZM64 97V98H65ZM107 97V96H106ZM200 96L196 97L199 99ZM219 97V95L217 96ZM226 97V96H225ZM60 98V97H59ZM87 98V97H86ZM180 98V97H179ZM207 98V97H206ZM220 98V97H219ZM230 98V97H229ZM237 98V99H239ZM247 98L249 101L251 99ZM88 99V98H87ZM99 99V98H98ZM108 99V98H107ZM204 99V98H203ZM225 99V98H224ZM247 99L244 98V100H246L247 102ZM89 100V99H88ZM103 100V99H101ZM182 100V98L180 99ZM190 101H192V103L194 102L193 100L189 99ZM243 100V101H244ZM255 99H252V104H253V101ZM59 101H61L59 99ZM171 101V99H170ZM177 101V99H176ZM225 101V100H223ZM237 101V100H236ZM239 101V100H238ZM242 101V102H243ZM248 101V102H249ZM258 101V100H257ZM58 102V101H57ZM82 102V101H81ZM92 102V101H91ZM101 102V101H100ZM104 102V101H103ZM102 102V103H103ZM106 102V101H105ZM178 102V101H177ZM176 102V103H177ZM185 102V101H184ZM208 102V101H206ZM210 102V101H209ZM215 102V101H214ZM219 103V101H217ZM221 102V101H220ZM232 102V101H231ZM233 102V103H234ZM251 102V101H250ZM249 102V103H250ZM259 102V103H260ZM263 102V103H262ZM262 105H259V106H263L264 107V101H262ZM66 103V102H65ZM65 103H62L65 105ZM69 103V102H68ZM83 103V102H82ZM81 103V104H82ZM148 103V102H147ZM160 103V102H159ZM164 103V102H163ZM166 103V102H165ZM196 103V102H195ZM202 103V102H201ZM211 103V102H210ZM216 103V102H215ZM239 102H237L238 104ZM241 103V102H240ZM56 104V105H55ZM85 104V103H83ZM95 104V103H93ZM151 103L149 102V105ZM154 104V103H152ZM173 104V103H172ZM224 104V102H223ZM236 104V102H235ZM233 104V106L235 105ZM242 106L246 103H241ZM240 104V105H241ZM251 104V103H250ZM251 104V105H252ZM52 105H54L53 107H51ZM68 105V104H67ZM87 105V103H86ZM138 105V104H137ZM207 105H210V104H207ZM216 105V104H215ZM222 105V104H221ZM238 104V106H240ZM256 105H257V102H256ZM17 106V105H15ZM56 106V107H55ZM89 106V105H88ZM87 106V107H88ZM158 106V105H157ZM161 106V105H160ZM167 107V103L165 105ZM173 106V105H172ZM206 106V105H205ZM214 106V105H213ZM218 106V105H217ZM216 106V107H217ZM220 106V104H219ZM230 106V105H229ZM232 106V108H233ZM238 106H235L238 108ZM258 106V105H257ZM70 107V106H69ZM82 107V105L80 106ZM84 107V106H83ZM82 107V108H83ZM150 107V106H149ZM152 107V106H151ZM150 107V108H151ZM176 107V106H175ZM246 107H250L248 105H246ZM56 108V109H57ZM81 108V109H82ZM140 108V107H139ZM168 108V107H167ZM203 108V107H202ZM241 108V107H239ZM255 108H258V107H255ZM22 109V108H21ZM71 109V108H70ZM84 109V108H83ZM85 109L86 106H85ZM154 109V108H153ZM193 109V107H192ZM253 109H254V104H253ZM253 109L251 110V108H243V109H233L234 111H232V113L234 114V118L233 121H232V124L236 127H232V129H229V131L227 130V128H225L226 124H223L224 122L220 121L218 122L217 124V128L220 126H223L229 133L225 134L226 130L223 128L221 130H219V132L222 131V133H218L220 134V137L221 135L223 136L222 139L219 138V142H220V147H217V149L215 148V146L213 147V145H211L210 147H213L211 150L214 151V155L212 156V158L210 159L211 161V167H212V162L215 161V159L217 157H220L221 154L223 156V152L226 153L228 152L229 154H225L226 156H224V160L227 162H224V161H221L224 162V164L226 165L227 164V167L225 166V169L224 171H221L222 175H225L222 180L216 184L215 186H212V187H208L207 189H204V191H202V194H203V197L205 195L206 196H209V195H212L214 194L215 195V199L217 198L216 197V194H226L224 196H221L218 198L219 202L217 203H213L211 205L212 208L210 209V211L208 210V216L207 219H209L211 222H214L215 223V226H218L219 225H224L226 226L228 222L231 223V221L234 220V226L236 227V225L238 226L240 223L239 226H242L243 225V232L240 233L241 231H236L238 232L237 237L236 239V242H232L233 244H243L245 246V244L250 240H249V237L250 236V233L254 236H257L259 239L261 240H264V228L260 229V226L261 225H264V205L263 204H260V202L258 201V199H260V197H264V186L260 185L257 183V180H253L255 181V183H252L253 181L252 180V177L253 175L257 174V173H262V171H264V135L262 136L261 135V131L263 130L262 128L260 129H256L255 131H253V128L254 126H256L258 123H263L264 124V114H262L264 112V109L263 111H259L261 113H259V115L257 114V118L255 119L254 118V113H253ZM39 110V111H38ZM52 110V109H51ZM67 110V109H66ZM166 110V109H164ZM162 110V112L164 111ZM170 110V109H169ZM202 110V109H201ZM215 110V109H214ZM217 110V109H216ZM15 111V109H14ZM13 111V112H14ZM38 111V112H37ZM83 111V110H82ZM140 111V110H139ZM145 111V110H144ZM143 111V113H144ZM168 111V110H167ZM206 111V110H205ZM218 112H220L219 110H217ZM16 112H18V110H16ZM15 112V113H16ZM21 112V111H20ZM48 113L50 112L47 111ZM53 112V114H57L58 112H55V111H51ZM79 112V111H78ZM78 112L75 114L77 115ZM86 112V111H85ZM89 112V111H88ZM87 112V113H88ZM136 112V111H135ZM165 112V111H164ZM230 112V111H229ZM82 113V112H80ZM84 113V112H83ZM154 113V111H153ZM202 113V112H201ZM217 113V112H215ZM227 113V112H226ZM9 114V113H8ZM137 114V113H136ZM145 114V113H144ZM200 114V113H198ZM203 114V113H202ZM206 114V113H205ZM229 114V113H228ZM39 115V114H38ZM41 115V114H40ZM87 115V114H86ZM121 115V114H120ZM204 115V114H203ZM208 115V114H207ZM42 116V115H41ZM58 116V115H57ZM80 116V115H78ZM91 115L89 114V117ZM111 115L108 116L107 118V121L108 119L110 118ZM146 116V115H145ZM153 116V115H152ZM151 116V117H152ZM161 116V115H160ZM164 116V115H163ZM167 116V115H166ZM184 116V115H183ZM192 116V115H191ZM200 116V115H199ZM198 116V117H199ZM38 117V116H37ZM45 118V116H42V118ZM47 119L50 118L52 119L53 117L52 116H46ZM56 117V116H55ZM59 117V116H58ZM66 117V116H65ZM68 117V116H67ZM118 117V116H117ZM121 117V116H120ZM134 118H137V116H133ZM169 118V115L167 116ZM213 117V116H212ZM220 117V116H219ZM224 117V115H223ZM227 117V116H226ZM20 118V117H19ZM19 118H15L13 120L15 121H19ZM43 118V119H44ZM78 118V117H77ZM103 118V117H102ZM131 119V117H129ZM147 118V117H146ZM150 118V117H149ZM216 118V117H215ZM263 118V121L261 120ZM126 119V118H125ZM184 119V118H183ZM199 119V118H198ZM197 119V120H198ZM218 119H221L220 118H217ZM82 120V118H81ZM90 120V118H89ZM100 120V119H99ZM145 120V119H144ZM151 120V118H150ZM153 120V119H152ZM167 120V118L165 119V121ZM222 120V119H221ZM64 121V119H63ZM66 121V120H65ZM75 121V120H74ZM80 121V120H79ZM122 121V120H121ZM148 121V120H147ZM185 121V122H184ZM183 121V124H182V121H181V124L180 126H178L177 128H174V127H171L174 128L172 130H169V139L171 140H167V139H164L165 141L167 140L170 141V156H171V163L172 165L171 166V170H170V180L168 179V181H170L168 184H170V192H171V197H172V200H173V204H171V209L173 208V210H176V209H179L181 207V204L183 203L182 201H184L183 199L186 198L185 196V193H184V186H187L185 182L186 179V175L188 174V172L190 173V176L193 175L194 176V173L197 172V171H194V169L192 170L191 169V172L189 170V168L182 166L181 164V160L183 159V161L185 162V160H187L186 158V153L188 152V143L191 142L189 141V135H192L194 136L196 134V132L194 131H197L198 129V126L194 125V124H190V123H187L186 119ZM211 121V120H210ZM6 122V121H5ZM51 122V121H48V123ZM53 122V121H52ZM72 124H73V121L71 120ZM92 122V121H91ZM102 120L99 121V124L103 125V122ZM129 122V120H128ZM127 122V123H128ZM134 121H132V124H133ZM170 122V121H169ZM202 122V121H200ZM200 122H198L200 124ZM204 122V121H203ZM213 122V120H212ZM210 123V126H214L216 125V123L214 124L213 123ZM55 123V122H54ZM59 123V122H58ZM106 123V122H105ZM126 123V124H127ZM1 124V123H0ZM89 124H91L89 122ZM93 124V122H92ZM130 124V123H129ZM159 124V123H156V125ZM57 125V124H56ZM61 125V124H60ZM101 125V126H102ZM149 125V124H147ZM150 125H151V121H150ZM149 125V127H150ZM155 125V126H156ZM225 125V126H224ZM53 126V125H52ZM63 127V125H61ZM90 126V125H89ZM123 126V125H121ZM120 126V127H121ZM128 127V124L126 125ZM152 126H153V121H152ZM228 126V125H227ZM226 126V127H227ZM252 126V128H251ZM13 127V126H12ZM27 127V126H26ZM60 127V126H59ZM104 126H102L103 128ZM106 127V126H105ZM119 127V126H118ZM117 127V128H118ZM126 127V128H127ZM148 127V126H147ZM159 127V126H157ZM156 127V128H157ZM162 127V126H161ZM168 127V126H167ZM205 127V126H204ZM204 127L201 125L200 128L202 129V131L204 130ZM215 127V126H214ZM215 127V128H216ZM110 128V126H109ZM199 128V129H200ZM12 129V128H11ZM66 129V128H65ZM140 129V128H139ZM138 129V130H139ZM158 129V128H157ZM160 129V128H159ZM163 129V128H162ZM168 129V128H167ZM170 129V127H169ZM197 131V139L198 138V132H202L201 130ZM262 129V130H261ZM147 130V128H146ZM150 130V129H149ZM261 130V131H260ZM63 131V130H62ZM67 131V130H66ZM136 131V130H135ZM154 131V130H153ZM152 131V132H153ZM159 131V130H158ZM163 131V130H162ZM211 131V129L206 131L205 132H209ZM258 131H260L258 134V136L260 135V137L262 138L263 137V140L261 141L262 143H260L259 141L256 142L254 140V136H253V133H258ZM264 131V130H263ZM262 131V132H263ZM59 132V131H58ZM128 132V131H126ZM134 132V131H133ZM137 132V131H136ZM140 132L142 133V130H140ZM165 132V131H164ZM168 132V131H166ZM199 132V133H200ZM213 132V130L211 131ZM65 133V132H64ZM63 133V134H64ZM149 133V132H148ZM195 133V134H194ZM264 133V132H263ZM128 134V133H127ZM145 134V133H144ZM152 134V133H151ZM158 134V133H157ZM161 135V133H159ZM158 134V135H159ZM211 134V133H210ZM215 134V133H214ZM217 134V132H216ZM217 134V135H218ZM27 135V134H26ZM25 135V137H26ZM146 135V134H145ZM145 135L143 137H145ZM156 135V134H155ZM166 135V134H165ZM168 135V134H167ZM207 135V134H203V137ZM16 136V135H15ZM58 136V135H57ZM60 136V135H59ZM140 136V135H139ZM149 136V134H148ZM164 136V135H163ZM163 136L161 135V137L163 138ZM216 136V135H215ZM214 136V138L212 139H215L216 137ZM231 136V137H229ZM257 134L255 136L256 140H257ZM19 137V136H18ZM126 137V136H125ZM143 137H141V139H143ZM160 137V136H159ZM158 136L156 137L159 138ZM168 137V136H167ZM164 136V138H167ZM196 137V136H194ZM202 137V138H203ZM219 137V136H218ZM59 138V137H58ZM124 138V137H123ZM148 138V137H147ZM155 138V137H154ZM153 138V139H154ZM200 138V140L202 139ZM207 138H210V137H207ZM231 138V139H230ZM27 139V138H26ZM139 139V138H138ZM155 139V140H156ZM29 139H27L28 141ZM50 140V139H49ZM145 140V138H144ZM154 140V141H155ZM158 140V139H157ZM163 140V142H164ZM191 140V139H190ZM207 140V139H206ZM210 139H208L206 142H208ZM61 141V140H60ZM135 141V140H134ZM153 141V142H154ZM204 141V140H203ZM212 141V140H211ZM215 141V140H213ZM212 141V142H213ZM256 142V145H253V142ZM37 142V141H36ZM54 142V141H53ZM159 142V141H158ZM205 142V143H206ZM216 145H217V139H216ZM230 142V143H229ZM142 143V141L140 142ZM144 143V142H143ZM157 143V142H156ZM155 145L158 146V143ZM204 143V144H205ZM210 143V142H208ZM223 145H222V144ZM30 144V143H29ZM192 144V143H190ZM212 144V143H211ZM214 144V142H213ZM224 144H228V146L224 147ZM125 145V144H124ZM149 145V144H148ZM206 145V144H205ZM222 145V146H221ZM230 145V146H229ZM64 146H67L68 145H64ZM133 146H136V145H133ZM146 146V145H144ZM160 146V145H159ZM166 146V145H165ZM190 146V145H189ZM192 146V145H191ZM196 146V145H195ZM194 146V147H195ZM25 147V146H24ZM142 147V146H141ZM150 147V146H149ZM152 147V146H151ZM161 147V146H160ZM208 147V146H207ZM229 149H228V148ZM255 147V148H254ZM164 148V147H163ZM193 148V147H192ZM195 148H198L200 149V147H195ZM194 148V149H195ZM130 149V148H129ZM128 149V150H129ZM141 149V148H140ZM150 149V148H148ZM210 149V148H209ZM31 150H33L31 148ZM68 150V149H67ZM137 150V149H135ZM164 150V149H163ZM161 150V151H163ZM197 150V149H195ZM219 150V151H218ZM228 150V151H227ZM139 151V150H138ZM137 151V152H138ZM150 151V150H149ZM159 151V150H158ZM160 151V152H161ZM187 151V152H185ZM190 152L188 153H191L193 151L189 149ZM201 151V150H200ZM223 151V152H222ZM38 152V151H37ZM61 152V151H60ZM68 152V151H67ZM145 152V151H144ZM147 152V151H146ZM198 152V150L196 151ZM219 152V154H218ZM28 153V152H26ZM59 153V152H58ZM66 153V152H65ZM134 153V152H133ZM155 153V152H154ZM153 153V154H154ZM157 153V156H159L158 152ZM132 154V153H131ZM144 154V153H143ZM147 154V153H145ZM152 154V153H151ZM186 154V155H185ZM193 154V152H192ZM190 154V155H192ZM201 154V153H199ZM30 155V154H29ZM156 155V154H154ZM163 155V154H162ZM161 155V156H162ZM185 157H183V156ZM198 155V154H197ZM228 155V157H227ZM230 155V156H229ZM31 156V155H30ZM29 156V157H30ZM193 156V155H192ZM34 157V156H33ZM130 157V156H129ZM133 157V156H132ZM155 157V156H153ZM163 157V156H162ZM166 155L163 157L165 158ZM152 158V157H151ZM162 158V159H163ZM182 158V159H181ZM199 158H202V157H199ZM228 158V159H227ZM34 159V158H32ZM150 159V158H149ZM157 159V158H156ZM195 159V158H194ZM205 162V160H208V158L204 159V157L202 158ZM230 159V160H229ZM240 159V160H239ZM165 160V159H163ZM193 160V158H192ZM201 160V159H200ZM228 160V161H227ZM233 160V161H232ZM151 161V160H149ZM168 161V160H165V162ZM191 162V160H189ZM195 160H193V166L195 163H194ZM231 161V162H230ZM238 161V162H237ZM22 162V161H21ZM25 162V160H24ZM38 162V161H37ZM130 162V161H129ZM148 162V161H146ZM152 162V161H151ZM159 162V161H158ZM199 163L196 164L195 166L199 167L198 165L199 164H202L201 161H198ZM201 162V163H200ZM27 163V162H26ZM35 163V162H34ZM60 163V162H58ZM187 163V162H185ZM206 164H203V165H206V167L209 165L207 164V162H205ZM220 163V164H221ZM146 164V163H145ZM144 164V166H145ZM154 164V163H153ZM152 164V165H153ZM158 164V163H157ZM26 165V164H25ZM35 165V164H34ZM191 165V163H190ZM215 165V164H214ZM222 165V164H221ZM24 166V164H23ZM161 166V165H160ZM28 166H26L25 168H27ZM38 167V166H37ZM37 167L35 168V170L37 169ZM58 167H60V165L58 164ZM167 167V166H166ZM192 167V165H191ZM202 167V166H201ZM205 167V166H203ZM67 168V167H66ZM132 168V167H131ZM152 168V167H151ZM194 168V167H193ZM209 168V166L207 168H205L207 171ZM217 168V167H216ZM135 169V168H134ZM155 169H156V166H155ZM154 169V170H155ZM160 169V168H159ZM168 169V168H167ZM200 169V170H198ZM215 169V168H214ZM223 168H221L222 170ZM38 170V169H37ZM63 170V169H62ZM128 170L130 171V168H128ZM154 170H152L154 172ZM161 170V169H160ZM160 170L158 171L157 169V173H160ZM196 170L200 171V173L204 170H202V168H196ZM68 171V170H67ZM150 172V169L147 170ZM146 171V175L147 174H152L153 176V172L151 173H147ZM166 171V169H165ZM211 171V170H210ZM140 172V171H139ZM143 172V171H141ZM209 172V171H208ZM25 173V172H24ZM23 173V174H24ZM63 173V172H62ZM135 173V172H134ZM155 173H156V170H155ZM156 173V174H157ZM199 174V172H197ZM205 173V172H204ZM61 174V173H60ZM132 173H130L131 175ZM142 174V173H141ZM140 174V175H141ZM198 174L195 173V176ZM103 175V174H102ZM127 175V174H126ZM139 175V174H138ZM158 175V174H157ZM200 175V174H199ZM202 175V173H201ZM20 176V174H19ZM60 176V175H59ZM136 176V175H135ZM150 176V175H149ZM148 176V177H149ZM155 176V175H154ZM196 176V178H197ZM103 177V176H102ZM142 177V176H141ZM139 177V179L141 178ZM143 177H146L147 176H143ZM159 177V176H158ZM161 177V176H160ZM206 177V176H205ZM60 178V177H59ZM137 178V177H136ZM145 178V179H146ZM152 178V177H151ZM150 178V180L152 181V179ZM262 178V177H261ZM94 179V178H93ZM99 179V178H97ZM125 179H126V176H125ZM149 179V178H148ZM159 179V178H158ZM166 179V178H165ZM199 179V177H198ZM202 179L204 178H201V181ZM206 179V178H205ZM257 179V177H256ZM31 180V179H30ZM132 180V179H131ZM144 180V179H143ZM27 181V180H26ZM82 182H84V180H81ZM104 181V180H103ZM102 181V183H103ZM125 181V180H124ZM142 181V180H141ZM150 181V182H151ZM154 181V179H153ZM205 181V180H204ZM260 181L262 180H259L258 182L261 183ZM17 182V181H16ZM137 182H140V181H137ZM136 182V183H137ZM147 182H149L147 180ZM157 182V181H156ZM189 182V181H188ZM264 182V181H263ZM18 183V182H17ZM21 183V182H20ZM23 183V182H22ZM25 183V182H24ZM141 183V182H140ZM155 183V182H154ZM252 183V184H251ZM14 184V183H13ZM139 184V183H137ZM152 184V182H151ZM163 184V183H162ZM184 184V186L182 187V185ZM262 184V183H261ZM23 185V184H22ZM84 185V184H82ZM81 185V186H82ZM98 185V183H97ZM104 185V184H103ZM106 185V184H105ZM140 185V184H139ZM144 185L147 186V184L144 183ZM149 185V184H148ZM154 185V184H153ZM159 185L163 191V189H166L163 191L162 194H165L164 192L167 191L168 189L166 187H163L161 186V182H159ZM158 185V186H159ZM164 185V184H163ZM197 185V184H196ZM21 186V185H20ZM87 186V185H86ZM261 186V187H260ZM19 187V186H18ZM17 187V189H18ZM99 187V186H98ZM108 187V186H106ZM145 187V186H144ZM159 187V188H160ZM12 188V187H11ZM21 188V187H20ZM54 188V187H53ZM82 188V187H81ZM84 186H83V190L81 189V191H86L84 190ZM109 188V187H108ZM125 188V187H124ZM142 188V187H140ZM148 187H146L145 189H147ZM158 188V187H157ZM52 189V188H51ZM61 189V187L59 188V190ZM87 189V188H86ZM131 189V188H129ZM135 189V188H134ZM144 189V190H145ZM228 189H231V191H229ZM55 190V189H53ZM66 190V189H65ZM105 190V188H104ZM109 190V189H108ZM153 190V189H152ZM159 190V191H160ZM263 190V191H262ZM58 191V190H56ZM62 191V189H61ZM110 191V190H109ZM115 191V189H114ZM136 191V189H135ZM158 191V192H159ZM221 191V192H220ZM225 191V192H224ZM12 192V191H11ZM108 192V191H107ZM124 192V190H123ZM145 192V191H144ZM152 192V191H151ZM155 192V191H154ZM179 192L183 193V195L181 194L180 196L178 195ZM220 192V193H219ZM228 192V193H227ZM53 193V192H52ZM50 193V194H52ZM82 194V198L83 196V193L80 192ZM88 193V192H87ZM110 193V192H109ZM115 193V192H114ZM143 193V192H142ZM160 193V192H159ZM157 193V195L159 194ZM178 193V194H177ZM48 194V193H47ZM64 194V193H63ZM105 194V192H104ZM138 194V193H137ZM137 194H134V195H137ZM140 194V192H139ZM145 194V193H143ZM150 194V193H149ZM60 195V194H59ZM108 195V193H107ZM155 195V194H154ZM160 195V194H159ZM169 195V194H168ZM213 195V196H214ZM50 196V195H49ZM54 196V195H52ZM61 196V195H60ZM98 196V195H97ZM110 196V195H109ZM128 196V195H127ZM125 196V197H127ZM153 196V195H152ZM61 197H64L61 196ZM80 197V198H81ZM104 197H107V196H104ZM124 197V198H125ZM132 198L135 197V196H131ZM151 197V196H150ZM167 197V196H166ZM190 197V196H189ZM202 197V195H201ZM204 197V199H205ZM51 198V196L49 197ZM58 198V197H57ZM79 198V199H80ZM99 198V196H98ZM108 198L110 197H107V201L109 200ZM122 198V197H121ZM127 198H130L129 196ZM131 198V200H132ZM157 198H159L157 196ZM163 198L160 196V199ZM221 198V199H220ZM62 201H63V198H61ZM95 199V197L93 198ZM135 199V198H134ZM143 199V197H142ZM141 199V200H142ZM158 199L157 201H160L162 202V199L160 200ZM166 199V198H165ZM189 199V198H188ZM203 199V202L205 200H207V198L204 200ZM212 199V198H210ZM48 199H46L47 201ZM56 200V199H55ZM54 200V201H55ZM84 200V198H83ZM128 200V199H127ZM145 200V199H144ZM154 200V199H153ZM156 200V199H155ZM201 200V199H200ZM221 200V201H220ZM49 202L51 200H48ZM59 201H60V198H59ZM58 201V202H59ZM62 201H60L59 204L62 203ZM130 201V200H129ZM137 201V200H136ZM156 201V202H157ZM211 201V200H210ZM135 202V200H134ZM144 202V201H143ZM153 202V201H152ZM207 202V201H206ZM86 203H87V200H86ZM124 203V202H123ZM137 203V202H136ZM164 203V202H162ZM205 203V202H204ZM203 203V204H204ZM47 204V203H46ZM52 204V203H51ZM53 204H56V209L59 208L58 207V204L57 203H54ZM64 204V203H63ZM66 204V203H65ZM126 204V203H125ZM133 204V203H132ZM141 204V203H140ZM143 204V203H142ZM156 204V203H154ZM159 204V202H158ZM165 204V203H164ZM180 204V205H179ZM41 205V204H40ZM127 205V204H126ZM161 205V204H160ZM184 205V204H183ZM206 205H209V204H206ZM48 206V204H47ZM46 206V207H47ZM61 206H63L61 204ZM72 206V205H71ZM101 206V204H100ZM134 206V204H133ZM132 206V207H133ZM178 206H180L178 208ZM236 206L239 207V214H236L235 212H237V208H235ZM70 207V206H69ZM136 207V206H134ZM138 207V206H137ZM141 207V205L139 206ZM154 207V206H152ZM204 208V206H199L198 208H200V210L198 209V211L200 212L202 209ZM210 206H208L207 209H209ZM42 208V206H41ZM44 208V207H43ZM127 208V206H126ZM125 208V210H126ZM150 208V207H149ZM226 208H229L227 212V215L224 217L222 214H223V211L226 209ZM63 209V208H62ZM102 209V208H100ZM119 209V208H118ZM129 209V208H127ZM143 209V207H142ZM141 209V210H142ZM151 209V208H150ZM149 209V211H150ZM159 209V207H158ZM170 209V210H171ZM196 209V208H195ZM236 209V211H235ZM244 211H243V210ZM59 210V209H57ZM72 210H76L73 209ZM70 209V211H72ZM112 210V208H111ZM134 210V208H133ZM136 210V209H135ZM134 210V212H135ZM145 210H147V208H145ZM154 210V209H152ZM184 210V209H183ZM187 210H188V207H187ZM190 210V209H189ZM206 210H203L204 213H200V214H203L205 215V213L207 212ZM242 210V211H241ZM75 212V211H74ZM72 212V213H74ZM243 213L242 215L244 216V223L242 224V221H243V216L240 215L241 213ZM54 213V212H53ZM67 213V212H65ZM97 213V212H96ZM144 213V211H143ZM147 213V212H145ZM190 213V212H189ZM238 213V212H237ZM58 214V213H57ZM68 214H71V212H69ZM77 214V212H76ZM84 214V213H83ZM122 214V213H121ZM188 214V213H187ZM55 215V214H54ZM99 216V214H97ZM96 215V216H97ZM199 215V214H197ZM56 216V215H55ZM65 216V215H64ZM68 216V215H67ZM77 216V215H76ZM97 216V217H98ZM128 216V215H126ZM207 216V215H206ZM242 216V217H241ZM69 217V216H68ZM96 217V218H97ZM129 217V216H128ZM200 217V216H199ZM78 218V217H77ZM80 215H79V219H80ZM99 218V217H98ZM177 218V217H176ZM205 218V217H204ZM241 218H242V221H241ZM63 219V217H62ZM72 219V218H71ZM77 219V221L79 220ZM82 219H83V216H82ZM101 219V218H100ZM119 219V218H118ZM173 219V218H172ZM175 219V218H174ZM178 219H181L180 217H178ZM193 219V218H192ZM196 219V218H195ZM57 220V219H56ZM59 220V219H58ZM55 221V222H58L59 223V228L60 227V222L59 221ZM68 220V219H66ZM81 220V219H80ZM98 220V219H97ZM102 220V219H101ZM105 220V219H103ZM122 220V219H121ZM208 220V222H209ZM240 220V221H239ZM62 221V220H61ZM65 221V220H63ZM175 221V220H174ZM182 221V220H181ZM197 221V219H196ZM240 222L239 224L236 222ZM55 222L54 225H55ZM73 222V221H71ZM99 222V221H97ZM171 222V221H170ZM62 223H65V222H62ZM91 223V222H90ZM172 223V222H171ZM99 224V223H98ZM174 224V223H173ZM178 224V223H177ZM177 224H174L175 227H177ZM187 224V223H186ZM199 224V222H198ZM203 224V223H200V225ZM236 224V225H235ZM57 225V224H56ZM55 225V226H56ZM65 225V224H63ZM103 225V224H102ZM180 225V224H179ZM205 225V224H204ZM210 225V224H208ZM213 227L214 225L211 224ZM210 225V226H211ZM233 226V227H234ZM58 227V226H57ZM55 228L58 229V228ZM100 227V226H98ZM184 227V226H182ZM181 227V228H182ZM188 227V226H187ZM205 227V226H204ZM228 227H229V224H228ZM231 227V226H230ZM232 227V228H233ZM68 228V227H67ZM92 228V227H91ZM173 228V227H172ZM206 228V227H205ZM217 228V227H216ZM240 227H238V230H239ZM240 228V230L242 229ZM63 229V227H62ZM94 229V228H93ZM166 229V228H165ZM176 229V228H175ZM185 229V228H184ZM210 229H213V228H210ZM210 229L209 230V233H210ZM219 231H220V227L218 228ZM222 229V227H221ZM235 229V228H234ZM247 229V231H246ZM95 230V229H94ZM183 230V228H182ZM231 230V229H230ZM229 230V231H230ZM236 230V229H235ZM62 231V230H61ZM93 231V230H92ZM110 231V230H109ZM181 231V230H180ZM186 231V230H185ZM183 230V233L185 232ZM188 231V234H189V229H187ZM203 231V230H201ZM207 231V230H206ZM217 231V230H215ZM214 231V232H215ZM232 231V230H231ZM54 232V231H53ZM222 232V230L220 231ZM59 233V232H58ZM69 233V232H68ZM182 233V234H183ZM186 233V232H185ZM184 233V234H185ZM218 233V232H217ZM234 233V231H233ZM240 233V234H239ZM54 234V233H53ZM62 234H63V231H62ZM65 234V233H64ZM187 234V237L189 236ZM192 234V233H191ZM201 234V233H200ZM222 234V233H221ZM226 234V233H225ZM231 234V233H230ZM131 235V234H130ZM207 235V234H206ZM234 235V234H233ZM232 235V236H233ZM67 236V235H66ZM213 236V235H212ZM219 237V233L217 235ZM216 236V237H217ZM236 237V235H234ZM128 237V236H126ZM185 237V236H184ZM209 237V236H208ZM215 237V238H216ZM221 237V236H220ZM219 237V238H220ZM235 237H232V238H235ZM35 238V237H34ZM54 238V236L52 237V239ZM90 238V237H89ZM210 238L212 239L211 235H210ZM239 238V240H238ZM33 239V238H32ZM57 239V237H56ZM91 239V238H90ZM190 239V238H189ZM30 240V238L28 239ZM34 240V239H33ZM60 240V239H59ZM85 240V239H84ZM183 240V239H182ZM223 241H225L224 239H222ZM232 240V239H231ZM35 241V240H34ZM68 241V239H67ZM88 241V240H87ZM125 241V240H124ZM194 241V239H193ZM212 241V240H211ZM216 241L219 243V241L217 240L216 238ZM221 241V242H223ZM235 241V239L233 240ZM258 241V240H257ZM25 242V241H24ZM33 242V241H32ZM85 242V241H84ZM90 242V241H89ZM195 242V241H194ZM215 242V241H214ZM215 242V243H217ZM230 242V241H229ZM240 242V243H239ZM248 242V243H249ZM264 242V241H263ZM30 243V242H29ZM65 243V242H64ZM67 243V242H66ZM202 243H204L202 241ZM228 242H226L225 244L227 245ZM18 244V243H17ZM33 244V243H32ZM62 243H60L61 245ZM87 244V243H86ZM206 244V243H205ZM204 244V245H205ZM222 244V243H221ZM26 245V244H25ZM29 247H31L30 249H32V245L30 246V244H28ZM59 245V246H60ZM66 245V244H65ZM83 245V244H82ZM89 245V244H88ZM203 245V246H204ZM256 245V244H255ZM22 246V245H21ZM52 246V245H51ZM62 246V245H61ZM68 246V244H67ZM66 246V247H67ZM207 246V245H206ZM248 246V245H247ZM246 246V247H247ZM263 246V244H262ZM15 247V246H13ZM23 247V246H22ZM26 247V246H25ZM57 247V246H56ZM229 247V246H228ZM238 247V245L236 246ZM241 247V246H240ZM257 247V246H256ZM60 248V247H59ZM62 248V247H61ZM248 248V247H247ZM24 248L20 249V250H23ZM29 249V250H30ZM36 249V248H35ZM40 249V247H39ZM50 249V248H49ZM196 249V248H195ZM208 249V248H207ZM218 249L220 250V248L218 247ZM226 249V248H225ZM64 250V248L62 249ZM67 250V249H65ZM224 250V249H223ZM229 250V249H228ZM236 250V248H235ZM238 250H241V249H238ZM25 251V250H24ZM32 251V250H31ZM47 251V250H46ZM58 251V249H57ZM174 251V250H173ZM218 251V250H217ZM226 251V250H225ZM64 252V251H63ZM199 252V251H198ZM197 252V253H198ZM224 252V251H223ZM33 253V252H32ZM35 253V252H34ZM38 253V252H37ZM36 253V254H37ZM42 253V252H41ZM11 254V253H10ZM26 254V253H25ZM176 254V253H175ZM200 254V253H199ZM225 254V253H224ZM227 254V253H226ZM225 254V255H226ZM13 255V254H12ZM35 255V254H34ZM195 255H196V252H195ZM203 255V254H202ZM201 255V256H202ZM205 255V254H204ZM212 255V254H211ZM228 255V254H227ZM198 256V254H197ZM29 257V255H28ZM178 257V256H177ZM189 257V256H188ZM192 257V256H191ZM214 257V256H213ZM201 258V257H200ZM234 258V257H232ZM231 258V259H232ZM28 259V258H27ZM191 259V258H189ZM188 259V260H189ZM216 259V258H215ZM227 259V258H225ZM240 259V258H239ZM161 260V258L159 259ZM178 260V259H176ZM192 260V259H191ZM230 260V259H228ZM228 260H225V261H228ZM236 259L234 258V261ZM175 261V260H174ZM187 261V260H186ZM223 261V260H222ZM221 261V262H222ZM231 261V260H230ZM237 261V260H236ZM161 262V261H160ZM200 262V261H198ZM203 262V261H202ZM188 263V262H187ZM205 263V262H204ZM207 263V262H206ZM205 263V264H206ZM213 263V262H212ZM231 263V262H230ZM195 264V263H194ZM224 264V263H223ZM229 264V263H228ZM237 264V263H235Z\"/></svg>",
    "mask_w": 264,
    "mask_h": 264
}]
</instances>
